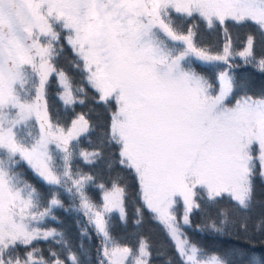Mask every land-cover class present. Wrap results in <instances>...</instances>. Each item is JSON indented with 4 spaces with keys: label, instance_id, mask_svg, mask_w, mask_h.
Returning a JSON list of instances; mask_svg holds the SVG:
<instances>
[{
    "label": "snow or ice",
    "instance_id": "6c2138e0",
    "mask_svg": "<svg viewBox=\"0 0 264 264\" xmlns=\"http://www.w3.org/2000/svg\"><path fill=\"white\" fill-rule=\"evenodd\" d=\"M256 74L264 0H0V264H264Z\"/></svg>",
    "mask_w": 264,
    "mask_h": 264
},
{
    "label": "trees",
    "instance_id": "16d2710c",
    "mask_svg": "<svg viewBox=\"0 0 264 264\" xmlns=\"http://www.w3.org/2000/svg\"><path fill=\"white\" fill-rule=\"evenodd\" d=\"M253 79H254L253 87L258 89L260 87L262 81H264V77H261V76H259V74H256V75H254ZM257 251L259 252L260 250H257Z\"/></svg>",
    "mask_w": 264,
    "mask_h": 264
}]
</instances>
